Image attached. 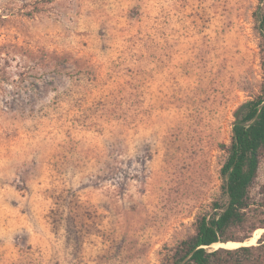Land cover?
Wrapping results in <instances>:
<instances>
[{
  "label": "rangeland",
  "instance_id": "obj_1",
  "mask_svg": "<svg viewBox=\"0 0 264 264\" xmlns=\"http://www.w3.org/2000/svg\"><path fill=\"white\" fill-rule=\"evenodd\" d=\"M256 5L0 0V264H161L194 233L264 79Z\"/></svg>",
  "mask_w": 264,
  "mask_h": 264
},
{
  "label": "trees",
  "instance_id": "obj_2",
  "mask_svg": "<svg viewBox=\"0 0 264 264\" xmlns=\"http://www.w3.org/2000/svg\"><path fill=\"white\" fill-rule=\"evenodd\" d=\"M253 17L264 43V0H257ZM261 65L264 74V49ZM223 149L219 196L197 217L194 233L165 254L161 264H264V233L255 244L210 248L245 241L264 228V182L252 192L264 156V79L258 93L233 110L230 141Z\"/></svg>",
  "mask_w": 264,
  "mask_h": 264
},
{
  "label": "bare ground",
  "instance_id": "obj_3",
  "mask_svg": "<svg viewBox=\"0 0 264 264\" xmlns=\"http://www.w3.org/2000/svg\"><path fill=\"white\" fill-rule=\"evenodd\" d=\"M260 231V229H258L257 230V236H258V232ZM257 236H253V237H250V238H248L247 240H245V242H231V241H229V242H227V243H223V242H220V243H216V244H214V245H220L221 247H225V248H234V247H238L239 245H241V244H246V243H251V242H253L255 239H256V237Z\"/></svg>",
  "mask_w": 264,
  "mask_h": 264
},
{
  "label": "water",
  "instance_id": "obj_4",
  "mask_svg": "<svg viewBox=\"0 0 264 264\" xmlns=\"http://www.w3.org/2000/svg\"><path fill=\"white\" fill-rule=\"evenodd\" d=\"M264 229V228H263ZM260 237V236H259ZM250 238V237H249ZM237 242H244V241H237ZM255 244V243H254ZM243 245H250V244H241V245H239V246H243Z\"/></svg>",
  "mask_w": 264,
  "mask_h": 264
}]
</instances>
